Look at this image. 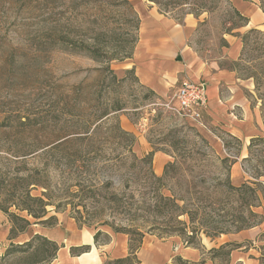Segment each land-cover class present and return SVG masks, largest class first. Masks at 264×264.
Returning a JSON list of instances; mask_svg holds the SVG:
<instances>
[{"label":"rangeland","instance_id":"obj_1","mask_svg":"<svg viewBox=\"0 0 264 264\" xmlns=\"http://www.w3.org/2000/svg\"><path fill=\"white\" fill-rule=\"evenodd\" d=\"M150 4L177 19L188 13L205 15L192 41L210 72L229 68L240 55V88L251 110L246 117L236 109L238 119L248 120L240 137L222 121L177 116L167 106L176 103L172 91L153 95L134 72H128L140 14ZM238 22L226 0H0V166L15 169L6 148L36 150L37 155L23 163L37 183L30 188L38 198L31 206L41 215L36 219L11 206L10 211L32 224L10 239L12 227L23 222L14 225L0 208V257L12 243H24L36 233L52 236L55 228L60 230L54 234L57 239L64 236L68 241H77L82 234L95 239L98 234V247L119 235L137 245L144 233L137 251L141 264H176L175 257L186 244L175 232L181 225L168 198H184L177 202L190 210L197 206L190 198L197 195L202 199L200 214H210L215 223L222 220L216 224L230 232L209 237L202 228L198 244L190 246L200 257L185 259L264 264V201L247 193V206L261 213L263 222L236 231L231 222L244 204L235 193L217 189L228 178L235 186L258 179L261 185L252 186L263 196L264 35L251 36L243 49L236 34L251 28ZM232 23L233 33L226 32ZM119 106L125 107L118 110ZM105 111L110 114L100 119ZM87 127L91 138L63 142L53 156H41L43 149L65 139L59 137ZM119 128L133 133L137 146L121 136ZM11 138L19 141L10 143ZM61 150H79L87 157L71 165L59 158ZM224 157L229 158L226 163ZM171 164L170 174L160 180ZM3 186L12 188L7 194L18 190L7 181ZM178 219L188 220L184 215ZM247 220L259 221L256 216ZM225 242L239 243L229 262L210 252ZM13 261L7 255L0 264Z\"/></svg>","mask_w":264,"mask_h":264},{"label":"crops","instance_id":"obj_2","mask_svg":"<svg viewBox=\"0 0 264 264\" xmlns=\"http://www.w3.org/2000/svg\"><path fill=\"white\" fill-rule=\"evenodd\" d=\"M230 2L249 18L244 29L254 27L264 31V10L260 7L259 0ZM140 17L139 38L133 61L130 63V69H134L138 80L162 95L169 91L175 94L185 79L204 82L208 95V105L203 112L204 120L222 121V124L230 126L229 131L232 135L240 137L241 128L248 120L238 119L236 109H241L246 117L251 112L247 95L240 88L243 83L241 77L235 70L229 68H219L210 72L193 45V36L205 15L196 17L188 13L182 19H177L160 12L156 6L150 4ZM239 57L233 60L237 61ZM50 231L52 236H44L61 245L56 258L50 264H105L107 260L125 257L130 253L129 239L125 236H123L125 238L121 235L113 236L109 244L98 247L92 234L91 238L85 239V235L82 234L81 239L68 241L64 236L57 239L55 235L60 232L59 229L54 228ZM84 246L90 248L72 252V247ZM177 256L198 259L200 253L186 245Z\"/></svg>","mask_w":264,"mask_h":264},{"label":"trees","instance_id":"obj_3","mask_svg":"<svg viewBox=\"0 0 264 264\" xmlns=\"http://www.w3.org/2000/svg\"><path fill=\"white\" fill-rule=\"evenodd\" d=\"M226 1L229 3L230 10H231V13L233 14V17L237 18V20L239 21L238 26L248 24L249 18L243 15L241 11H239L234 5H232L230 0H226ZM201 6H204V4H201ZM260 7L262 8V10H264V0H261ZM197 10L193 9V12L195 11L194 13L198 14L196 13ZM225 31L229 33L230 32L233 33V23L232 25L227 26L225 28ZM257 34L264 35V32L258 28L253 27L246 33H243V34L237 33L236 36L241 38V41L243 44L242 48L244 49V47L250 43L251 36L253 38V36ZM222 39L224 41L223 45L229 46V43L227 42V40L225 38H222ZM93 51H94L93 56L97 57V54H95V50ZM241 60L242 59L240 57L237 61L233 60V64L229 67V69L235 70L239 74L240 72L237 66H239L238 63ZM128 72L135 73L134 69H129ZM250 77L255 78V75L250 74ZM148 90L150 91L151 94L157 95V93L154 90L150 88H148ZM124 107L119 106L117 109L121 110ZM109 114H110L109 111H105L102 115H100L101 116L100 119L108 116ZM83 130L85 131H82V132L76 131V130L71 131L69 133H66L64 136L59 137L58 140H61L63 138L65 139L62 141V143L60 142V144L58 142L54 145H51L50 147L46 149H43L42 150L43 154H41V156H46L47 158L53 156L55 151L58 150L62 144H65L63 142L72 143V142H77V141H83L87 138H91L89 134L91 132L88 131V127L83 128ZM119 131H120L121 136H127L129 139L132 140V144L134 146H137L138 144L137 138L133 133L125 131L121 128H119ZM4 133H6V131H4ZM74 134H77V136H75ZM18 141H19L18 138L10 139V143L16 144ZM5 150L11 156V157H8L9 161L12 163L13 162L15 163V169L8 170L7 166H4V165L0 166V208L11 217V220L14 223V225L17 223L19 224L20 222H23L22 226L20 227L18 226V228H15V226L12 227L10 239H13L18 235L17 231L19 232L26 231L27 227L30 226L32 223L26 217H23L16 212L10 211L9 209L11 206H16L18 209L22 211L26 210L29 215H32L36 219L41 217V215L33 208V206H31L32 201L38 200V198L37 196H34L31 194L30 188L32 185L37 184V183L32 179L33 178L32 169L26 168L25 164L23 163V162H26L25 159L35 156L37 154H36V150H34L33 148L28 149V150H23L20 148H6ZM71 152L72 150L67 151V152L61 150L59 152V158L65 159L66 162H68V164L73 165L77 163V161H81L83 157L85 158L87 157L86 154L78 153L80 152L79 150H76L75 153H71ZM153 153L154 152L152 151L149 155H152ZM228 160H229L228 157L222 158V162L224 163H226ZM16 163H18V166L16 165ZM19 164H23L24 166H21V165L19 166ZM171 166H174V164H171L168 167V169L166 168L164 175L162 177H159L160 180H163L170 174L169 168H171ZM5 181H7V183H10L12 187L14 186V188L18 190L15 192L13 191L10 192L11 194H7L9 193L7 191L12 190V188L10 190H7V189L5 190L3 186L5 184ZM252 184L257 186L259 184L261 185V182L258 181L257 179L256 182H252L251 184L248 182H244L242 185L235 186L230 182L228 178L226 181L221 180V182L218 183L217 189L225 188V191L226 190L228 191L227 192L228 195L235 193L238 196V201L244 204V206L240 207L239 214L236 216V220L231 222V225H235V227L237 228L236 231H241L247 228H251L254 225L256 226V224H261L263 222V215L261 213L254 211L252 208V205L250 206L248 204L249 207L247 206V203H248V201H246L248 200L247 193L249 194L250 192H252L251 194H253L254 197L257 196L258 199L260 197L261 200L264 201V187L261 186L263 196H258L256 195V192L258 189L252 186ZM6 187H7V184H6ZM183 199L184 198H177V197H171V196H169L168 198V200L171 201V205H173L174 207L172 208V212L175 213V216H177V222L181 225L180 228L175 230V232L176 234H178L179 236L183 238V242L187 246H196L198 244V241L200 240L199 231H201L202 228H204V232L206 231L205 233L209 237H215L218 234L228 233L229 229H223L218 224H216L217 222L219 223L222 220H217V222L215 223V220L210 214L206 212L204 213V215L200 214L199 203H201L202 201L200 197H198L197 195L196 196L192 195L190 199L194 200L195 202H193V205H197V206L196 208H191L190 210L185 208L184 205L180 206V204L177 202L178 200H183ZM260 206L261 204H258L256 207H260ZM183 215L186 216L188 220L178 219L180 216H183ZM249 216L250 217L256 216L259 219V221L255 224L253 222H248L247 218ZM52 219L56 220L55 217H52ZM45 221L47 220H44L42 223H45ZM197 221H199L200 225H202L201 227L199 224L197 225ZM210 223H214V224H212V226H209ZM50 224H53V223H50ZM17 229H20V230H17ZM140 234L141 236H140V239L137 245H134L133 239L130 238L129 255L125 257H119V258L107 260L105 264H140V260L137 256V251L141 248L144 233H140ZM95 240L96 242H98V234H95ZM60 247L61 245L58 244L56 241L51 240L46 236L35 234L34 236H32L31 239H29L28 241H25L24 243H21V244L12 243L11 248L6 252V255L0 257V259H3V258L5 259L6 256L8 255V256L13 257L14 264H50L56 258L57 252L60 249ZM238 247H239V243L225 242L219 247H214L210 249V252L213 254L214 258L221 257L224 260L228 261L230 259L232 251ZM89 248L90 247L88 246L72 247V252L76 253L80 249H89ZM175 263L176 264H206V261L205 260L190 261V260L184 259L182 256H176Z\"/></svg>","mask_w":264,"mask_h":264},{"label":"built area","instance_id":"obj_4","mask_svg":"<svg viewBox=\"0 0 264 264\" xmlns=\"http://www.w3.org/2000/svg\"><path fill=\"white\" fill-rule=\"evenodd\" d=\"M173 99L176 103L167 106L174 114L199 121L203 118V112L208 105L207 85L201 81L185 79Z\"/></svg>","mask_w":264,"mask_h":264}]
</instances>
